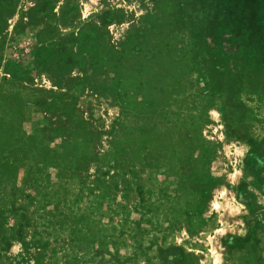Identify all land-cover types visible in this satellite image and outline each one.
Here are the masks:
<instances>
[{
    "label": "rangeland",
    "instance_id": "1",
    "mask_svg": "<svg viewBox=\"0 0 264 264\" xmlns=\"http://www.w3.org/2000/svg\"><path fill=\"white\" fill-rule=\"evenodd\" d=\"M0 264H264V0H0Z\"/></svg>",
    "mask_w": 264,
    "mask_h": 264
}]
</instances>
